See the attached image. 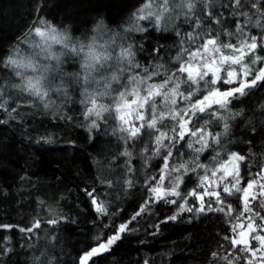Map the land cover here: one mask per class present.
Returning a JSON list of instances; mask_svg holds the SVG:
<instances>
[{"label":"trees","instance_id":"obj_1","mask_svg":"<svg viewBox=\"0 0 264 264\" xmlns=\"http://www.w3.org/2000/svg\"><path fill=\"white\" fill-rule=\"evenodd\" d=\"M147 2L0 0V103L5 105L0 120L6 121L0 123V224L13 226L0 229V264H79L84 253L105 242L137 211L145 195V178L158 170L156 160L145 175H131L128 158L114 137L102 128L87 126L76 109L65 106L56 115L23 101L7 100L8 85L15 79L7 59L40 20L67 30L78 40L102 24L110 34L117 33L118 40L132 43L141 66L157 69L162 65V74L172 69L179 50L189 46V31L198 38L215 32L233 41L223 34L240 26L247 35L264 36V0H242L239 8L235 0H186L187 4L178 6L177 0H169L168 27L157 31L149 18L138 21L146 31H126L137 23L135 16ZM202 115L203 120L212 119ZM225 115L230 117L229 132L222 137V146L214 147L222 154L226 150L244 155L243 177L256 178L264 169V88L233 99ZM209 127L223 131L222 124ZM213 155L208 150L201 162L211 167ZM128 179L134 187H127ZM102 181H111V187ZM195 181L193 176L183 190L194 187ZM91 189L98 190V198L108 208L107 218L95 212L85 195ZM253 205L259 211L258 202ZM174 209L175 205L163 202L149 206L130 225L133 230L124 234L123 243L93 257L90 264H228L229 260L247 264L250 254L225 239L232 232L223 214L183 213L177 221L161 224ZM37 219L40 228L21 231ZM50 219L59 222L52 225L47 222Z\"/></svg>","mask_w":264,"mask_h":264},{"label":"snow or ice","instance_id":"obj_2","mask_svg":"<svg viewBox=\"0 0 264 264\" xmlns=\"http://www.w3.org/2000/svg\"><path fill=\"white\" fill-rule=\"evenodd\" d=\"M168 2L169 0H163L161 11L155 14L151 11L152 4L149 0L138 10L139 13L147 12V15H136L137 23L126 31H143L138 21L149 19L153 15L159 21L160 14L166 10ZM241 4L242 0H235L237 8ZM252 6L256 7L255 4ZM187 7L191 9L193 5L188 3ZM39 25L34 27L33 31L46 43L50 41L47 43L49 54L52 52V44L65 45L66 42H70V38L58 31L56 26L44 20H40ZM223 35L233 37L234 40L225 41L223 36L215 32L199 38L197 35L188 34L189 46L181 48L179 54L175 56L176 63L172 66L174 70L166 69L163 74L145 67L142 76L129 74L124 76L123 80L117 74L123 71L119 68L110 78L102 76L105 90L87 100L91 107L87 109L85 115L91 116L94 113L99 118L102 113H111L114 110L116 118L122 123L121 131L127 132L129 139H139L141 143L144 130L152 129L153 131L147 135L154 136V147L145 148L144 151H151V156L159 157L160 163L156 165L158 169L156 174L145 178V195L137 211L116 227L113 230L114 234L108 236L105 242L98 243L97 247L81 256L79 264H90L93 257L110 253L113 246H119L118 242L123 243L124 234L133 230L130 225L150 205L159 202L175 205L178 209L161 221L164 225L177 221L183 213L223 214L225 222L230 224L231 232L235 233L234 237H225L229 244L237 246L238 251L250 254L247 264H264V173L257 174L259 179L255 177L245 179L241 172L245 157L226 150L222 154L214 147L222 146V137L229 132L230 117L225 113L229 112L232 100L247 95L252 89L264 88V36L258 39L255 35H247L240 26H237L234 32ZM110 43L114 44L115 40L111 39ZM87 47L89 49L87 59L91 60V66L103 69L101 56L103 55L105 62L113 58L110 54L98 51L95 48V41ZM130 48L131 45L129 48H122L115 57L118 61L127 57L129 71L133 69L134 64ZM77 51L82 53L84 46L82 45L79 50L74 46L71 48V52ZM7 63L17 68L27 67L37 71V64L31 60L24 63L10 56ZM162 67L159 65L157 69ZM135 69L139 70L140 67L137 65ZM152 73L155 74L151 75ZM157 78L159 82H156ZM29 86L39 95V88L31 81ZM110 91L117 94L114 98V107L112 104L109 106L100 104L96 98L97 95H109ZM4 107V103H0V109ZM202 114H207L212 119L203 120ZM133 117L135 121L140 122L138 125L130 119ZM165 120L174 122L168 131L162 130L166 126ZM0 123L6 121L0 120ZM221 124L222 132L209 127V125L219 127ZM123 125L131 126L125 128ZM92 127H97L95 122ZM184 148L190 151L182 152L181 149ZM208 150L215 153L212 156L214 163L211 167L201 162L202 156ZM122 155L131 157L132 154L126 151ZM132 171L133 169L129 167L128 172ZM193 176H196L195 187L184 191L183 188L192 181ZM102 183H107L111 187V181ZM125 184L128 188L134 187V181L131 179L126 180ZM97 192V189L85 190V195L89 197L95 212L107 218L108 208L98 198ZM230 198L234 199L230 202ZM253 201L258 202L259 211L255 210ZM233 219L235 223H232ZM47 222L55 225L59 221L50 219ZM40 226L41 221L37 219L31 228L21 231L30 232ZM11 227L13 226L0 224V229ZM253 242L258 244V247ZM212 255L215 257L217 254ZM228 264L232 262L229 260Z\"/></svg>","mask_w":264,"mask_h":264},{"label":"rangeland","instance_id":"obj_3","mask_svg":"<svg viewBox=\"0 0 264 264\" xmlns=\"http://www.w3.org/2000/svg\"><path fill=\"white\" fill-rule=\"evenodd\" d=\"M175 2V1H174ZM186 3V0H177L175 3L176 6H178L180 3L184 5ZM148 3V2H147ZM163 3V0H153L151 1L152 8L151 11L155 14H158L161 11V5ZM173 4V3H172ZM170 11V6L169 4L167 5ZM164 14V17L161 22L160 27H168V21H166L168 17V13ZM147 15V12L144 13H139ZM155 26V16L153 15L149 19ZM47 22V21H46ZM49 23V22H48ZM51 24V23H50ZM102 24L96 25L94 28L97 30L91 32V34L84 40H78L73 38L70 33L62 28H58V31L64 33L68 37H70L71 43H76L79 41L80 43L87 45L88 43L91 42L92 37L96 36L97 40L100 44H105V48L107 49L108 52L112 53L113 57H117L120 50L122 48H127L129 44L132 45L129 41H120L119 35L117 33H111L104 27H98ZM40 26V25H39ZM129 29V28H128ZM188 34H192V31H189ZM103 37V39H101ZM109 38L114 39L115 43L108 45L105 43ZM47 43H50L47 42ZM47 43L43 41L40 37L36 36L34 31L32 30L24 39L23 43L18 47L15 48L13 51L11 57L17 59L18 61H23L24 63H27L29 60H31L35 64H39L41 67L43 65L47 64L50 67V71L48 73V78L50 83L52 84H60L63 83L64 88L60 93H53L51 96L52 100V107L48 110H45L42 105H40L37 101L36 98L30 96L28 93L22 91L21 89H18L15 87L17 84L22 85V79L19 76H16L15 73L16 71H21L22 73L26 75H35L36 73H33L32 69L28 68H17L15 66L9 65L10 68L14 70V80L9 83L8 88H7V93H8V99L14 100L15 102L18 101H23L26 102L27 104H32L34 106H39L45 111L51 113V114H56L59 115L64 109L65 106L71 108V109H76L78 112L81 113L82 119L87 123V126H91L93 122L96 123L97 127H93L95 130L98 129H104V132H107L110 136L114 137V141L117 142L118 145L121 146L122 152H131V157L128 158V163L129 166L133 169V171L130 173L131 175H136L137 173L145 175V170L148 168V166L155 162L156 160L160 163L159 157H153L151 156V151L145 152V148H152L154 147V136L149 137L147 135L148 132H152V129H145L144 130V135H143V143L140 142L139 139H129L128 138V133L121 131V126L122 123L120 120L116 118V113L113 110L111 113H102L101 117H96L95 114L93 113L91 116H86L85 113L91 105L87 103V100L92 96L96 95L97 93L104 92L103 88V83L104 81L101 80L100 84L97 85L94 82H88L86 83L84 81V71L80 67L81 64V57H76L71 55V53H67L64 56H61V63L60 67L56 68V61L55 60H47L46 56L48 54V48H47ZM133 46V45H132ZM52 52H67V50L62 48V45L58 44H52L51 48ZM134 51V48H133ZM135 52V51H134ZM134 63H138L135 59V56L133 58ZM139 64V63H138ZM110 66V67H109ZM117 68L123 69L122 72H117ZM143 68L142 66L139 70L137 69H131L129 71L130 66L127 63L126 59H121V60H110L108 61V66L105 68L101 69L100 73H94V75L99 78L101 75L104 77H109L110 73L115 71L117 72L118 75L121 76V79L123 80V77L129 74H139L143 75ZM51 69H55L54 71ZM125 69H128V71H125ZM150 71H155L157 69H151L148 67ZM159 82V81H156ZM114 87L115 83L113 82ZM87 89V91H86ZM123 91V89H120ZM116 92L115 91H110L109 95L106 96H96L100 104H104L105 106H109L110 104L113 105L114 107V98L116 97ZM6 100V101H7ZM132 119L133 123L139 124V121H135L134 117L130 118ZM164 124L166 125L162 130L163 131H168L169 128H171L174 124L173 121L171 120H165ZM131 125H123V127L127 128L130 127ZM159 127V125H158ZM171 135V133H169ZM244 156V155H243ZM245 157V156H244ZM175 162V161H173ZM158 171V170H157ZM264 173V169L260 172ZM156 173H153L151 176L155 175ZM256 179H259L257 176ZM143 187H145V180L143 182ZM195 187V186H194ZM193 188V187H191ZM190 189V188H189ZM156 203L152 204L155 205ZM254 204V201L252 202ZM151 206V205H150ZM254 206V205H253ZM177 206H175L174 213L177 211ZM173 213V214H174ZM251 215V213H249ZM232 223H235V220H232ZM232 236H235V233L232 232ZM98 246V245H97Z\"/></svg>","mask_w":264,"mask_h":264},{"label":"clouds","instance_id":"obj_4","mask_svg":"<svg viewBox=\"0 0 264 264\" xmlns=\"http://www.w3.org/2000/svg\"><path fill=\"white\" fill-rule=\"evenodd\" d=\"M169 11V8L166 6V10L160 14V20L157 21L155 19V24L157 27V31L160 30V26H161V22L162 19L164 17V14L167 13ZM97 29L94 28V31H96ZM143 31H146V29H143ZM141 31V32H143ZM70 38V37H69ZM101 39H103V37H101ZM111 38H109L107 41H105L106 44L111 45L110 43ZM93 41H95V48L103 53L106 54H110L112 57V53L108 52L107 49L105 48V44H100L97 40L96 36L92 37V40L90 43H92ZM90 43H88L87 45H89ZM84 46V51L81 53L79 51L77 52H71V48L74 46L77 50H79V48L81 46ZM87 45H84L82 43H80L79 41H77L76 43H71L70 42H66L65 45H62V48L67 50V52L61 51V52H51V54H47L46 59L47 60H55L56 61V68L60 67V63H61V56L66 55L67 53H71V55L76 56V57H81V64L80 67L83 69L84 71V81L86 83L88 82H94L95 84L99 85L101 80H102V75L97 78L94 73H100L101 69L95 66H91L92 62L91 60L87 59V57L89 56V49L87 47ZM131 45V44H129ZM129 45L127 46V48H129ZM121 51V50H120ZM129 51L131 53H133V58L135 56V52L133 51V46L131 45V48L129 49ZM120 53V52H119ZM115 59L114 57L110 60ZM123 59L127 60V57H124ZM108 60V61H110ZM108 61H104L103 60V55L101 56V63L103 65V68H105L106 66H108ZM88 64L90 65L89 67H85V65ZM139 66L140 68L142 67L140 64L138 63H134L132 65V68L135 69L136 66ZM110 67V66H109ZM20 68H27V67H20ZM31 69V68H28ZM51 70H55V69H51ZM143 70H146V68L144 67ZM33 71V70H32ZM50 71V67L49 65L45 64L43 65V67H41L39 64H37V71H33V73H36L35 75H26L24 73H22L21 71H16L15 75L21 77L22 79V85L21 84H17L15 85L16 88L21 89L22 91L28 93L30 96L36 98V101L43 106V108L45 110H48L52 107V100H51V96L53 93H60L62 91V89L64 88L63 83L60 84H52L49 81L48 78V73ZM125 71H128V69H125ZM157 71H159V69H157ZM115 71L110 73L109 78L111 77L112 74H114ZM155 73H152L151 75H154ZM85 77H87V80H85ZM31 81V83L33 85L36 86V88H39V95H37L35 89L31 88L29 86V82ZM87 91V89H86ZM46 93V94H45Z\"/></svg>","mask_w":264,"mask_h":264},{"label":"water","instance_id":"obj_5","mask_svg":"<svg viewBox=\"0 0 264 264\" xmlns=\"http://www.w3.org/2000/svg\"><path fill=\"white\" fill-rule=\"evenodd\" d=\"M95 247H97V246H95ZM84 254H85V253H84ZM84 254H83V255H84ZM83 255H82V256H83Z\"/></svg>","mask_w":264,"mask_h":264}]
</instances>
